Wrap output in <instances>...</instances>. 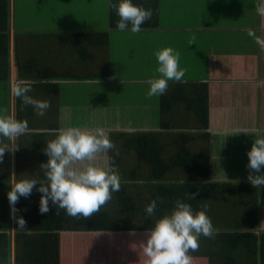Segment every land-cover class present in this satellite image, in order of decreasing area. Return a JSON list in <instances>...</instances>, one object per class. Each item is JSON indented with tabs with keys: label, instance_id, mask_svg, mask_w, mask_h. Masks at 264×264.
Instances as JSON below:
<instances>
[{
	"label": "crops",
	"instance_id": "obj_1",
	"mask_svg": "<svg viewBox=\"0 0 264 264\" xmlns=\"http://www.w3.org/2000/svg\"><path fill=\"white\" fill-rule=\"evenodd\" d=\"M112 2L9 0V29L0 31L9 43L0 49L8 52L10 73L0 81V114L17 119L20 113L19 119L35 133L13 138L16 147L6 150L0 161V177L9 183L0 187V208L7 206L12 225L11 264H16L17 212L10 211L7 191L20 177L45 178L40 167L47 160L43 148L55 130L67 125L85 130L103 126L115 150L97 154L94 163L103 165L113 155L122 177L150 176L154 156L162 162L158 174L194 182L160 187L166 201L181 198L194 210L204 209L214 225L216 236L207 243L198 238V247L189 250L191 264L260 263L264 188H255L247 179L246 151L252 138L236 130L264 132V0H133L150 7L152 16L147 20L157 23L136 33L116 29L113 21L118 16ZM165 46L179 51V66L185 73L181 80H170L163 94L149 97L148 80L159 75L154 50ZM26 70L32 76H23ZM23 77L35 82L30 95L49 100L44 115H37L12 91ZM42 79L49 82L40 83ZM183 82L192 87L173 85ZM199 83L207 84L206 92L194 86ZM182 129L195 133L178 136ZM141 132L158 135L127 136ZM0 142L8 140L0 137ZM177 162L179 169H175ZM85 163L77 162L78 166ZM203 172L210 173L209 179H200ZM31 194L29 205L22 204L24 216L38 208L41 193L36 186ZM147 196L141 194L136 204ZM59 210L66 214L49 202L46 218L40 219L48 220L47 224L49 218L55 225L58 221L72 224L58 216ZM235 229L242 231L231 235ZM146 235L62 231L61 248L70 253L63 264H84L97 247L104 250L102 256L109 251L111 264H146L141 247Z\"/></svg>",
	"mask_w": 264,
	"mask_h": 264
},
{
	"label": "clouds",
	"instance_id": "obj_2",
	"mask_svg": "<svg viewBox=\"0 0 264 264\" xmlns=\"http://www.w3.org/2000/svg\"><path fill=\"white\" fill-rule=\"evenodd\" d=\"M110 6L119 17L115 27L121 31L140 32L141 25L152 16L150 7L146 8L133 0H113ZM154 56L157 62L155 72L159 75L148 80L146 95L149 97L163 94L170 80H181L185 73V69L179 66L180 53L173 47L156 49ZM45 82L49 81H40ZM34 83L31 79L22 78L15 83L12 91L24 104L31 105L37 115L42 116L49 107V100L29 94ZM27 129V121L0 114V137L8 140L7 143L0 142V161L6 150L11 152L16 147L12 139L23 135ZM55 131V136L43 148L47 160L40 167L44 169L45 179L25 176L11 183L7 191L10 211L16 213V201L21 196L28 197L36 186V190L41 193L38 204L41 213L48 212L51 202L70 216L90 217L111 199L113 192L120 189L121 176L115 165L107 160L103 165L94 163L97 154L115 150V145L106 129L100 125L92 130L67 125ZM236 132L251 136L252 143L246 151V167L250 169L247 179L255 188H264V132L243 128ZM80 161L87 163L78 166L77 162ZM189 196H194V193H189ZM158 199L153 198L145 205L147 216L154 215ZM15 219L17 227L25 229L23 216H16ZM214 232L211 218L204 209L194 210L190 203L177 198L169 212L154 219L141 241L143 253L147 257L146 264H191L189 250L198 247L201 235L211 236Z\"/></svg>",
	"mask_w": 264,
	"mask_h": 264
},
{
	"label": "trees",
	"instance_id": "obj_3",
	"mask_svg": "<svg viewBox=\"0 0 264 264\" xmlns=\"http://www.w3.org/2000/svg\"><path fill=\"white\" fill-rule=\"evenodd\" d=\"M9 0H0V31L6 33L9 29ZM119 19H114L113 22H116ZM156 27L157 23L155 21L144 22L141 27ZM9 40L6 38L5 34L0 33V45L3 44L4 47L8 48ZM86 52V51H85ZM24 69L25 66L21 65L19 68ZM27 71V70H26ZM25 71V72H26ZM10 73V59L8 57L7 50L2 51L0 49V81H4L8 78ZM23 76H32L31 72L28 70L26 75ZM25 78V77H23ZM32 78V77H31ZM28 78V79H31ZM46 78V77H44ZM170 84V83H168ZM46 85H54L46 83ZM177 88H186L192 87L189 86V83H173ZM192 85V84H191ZM55 86V85H54ZM197 88H201L203 91L206 92L207 84L206 83H199L194 84ZM56 87V86H55ZM20 113L17 114V119H19ZM203 123L204 128L207 127V117L206 114H203ZM203 129V128H202ZM168 131V129H165ZM198 130V129H197ZM32 131V132H31ZM195 130L192 129H182L178 132V136H187V135H194L193 133ZM31 132V133H30ZM164 132V131H163ZM56 134V131H55ZM54 134V136H55ZM137 136H157L158 133L155 132H148V133H136L127 135L128 137ZM203 135H207L204 133ZM35 133L34 130H29L21 135V138H28L34 137ZM150 153V152H149ZM147 153H144L146 156ZM113 155H109V163L115 165L117 168V160ZM150 162V176H141V175H128L127 177H122L121 175V186L119 191L113 192L111 199L106 201L100 209L93 213L90 217H83V216H75L77 219L76 221L73 218L74 216H70L68 214L63 215L59 210L58 216L62 218L64 221L70 222L72 224H62V222H57L55 225L54 221H51L49 218L48 220H42L40 218H46L43 214L39 211L38 208H34L32 211L33 213L24 216V209L22 204L26 203L29 205L31 198H33L32 194L28 197L21 196L17 201V216H23L25 219V229H20L17 227V222H15V242H16V264H63V262L69 258V251L62 250V245L60 242V233L62 231H88V232H102V233H118V232H139V233H147V229H149L156 217H159L166 212H169L173 207V201H166L165 198L162 196V192L160 191V187L164 185L170 184H182L186 183L193 184L194 182L185 181V178H181L180 176H164L158 174V171L161 169L162 162L159 159H156L154 156ZM195 163L198 164L199 161L195 160ZM202 163V162H201ZM177 166L175 169H179V162L176 164ZM157 170V172H156ZM36 177L34 175H30ZM210 173H202L200 176L201 180L209 179ZM22 177L18 178L21 179ZM45 179V178H41ZM8 179L0 177V187H8ZM184 184V185H183ZM197 184V183H196ZM140 190L137 194H134L132 190ZM147 198H145L144 202L141 204H136V199L139 198L141 194H146ZM153 198H159L157 201V209L153 215V219L148 218V216L144 212L145 205L149 202V200ZM25 199V202H24ZM1 206L0 208V264H11V254H10V235H11V220L9 217V210ZM193 207V206H192ZM194 209V207H193ZM23 215H20L22 214ZM33 215V216H32ZM39 217V220L35 217ZM53 215V214H52ZM48 217V216H47ZM64 217H68L69 219L66 220ZM150 217V216H149ZM248 229L252 226L247 225ZM30 229V230H28ZM242 230L235 229L232 233H240ZM221 235L229 236L227 232H223ZM239 235V234H234ZM216 235L211 236H204L201 235L199 240L202 242H209L211 238ZM227 236V237H228ZM98 252L101 255H97ZM109 253V251H108ZM107 253V254H108ZM104 254V250L100 248H92L90 252V257L87 262L84 261V264H111L112 258L106 256H102ZM86 255V254H85ZM99 262V263H98ZM255 264H264V242L262 245V255H261V262H257Z\"/></svg>",
	"mask_w": 264,
	"mask_h": 264
}]
</instances>
